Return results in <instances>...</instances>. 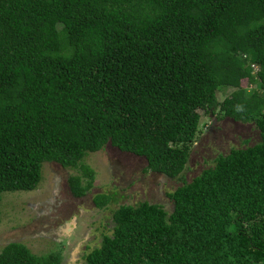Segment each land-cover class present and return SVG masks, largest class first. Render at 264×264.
<instances>
[{
    "label": "trees",
    "instance_id": "1",
    "mask_svg": "<svg viewBox=\"0 0 264 264\" xmlns=\"http://www.w3.org/2000/svg\"><path fill=\"white\" fill-rule=\"evenodd\" d=\"M221 87L233 91L219 102ZM199 111L252 123L260 141L184 181L170 213L119 205L85 264H264V0H0V204L51 162L79 170L68 184L84 197L95 172L82 161L108 144L178 178ZM62 261L18 242L0 252Z\"/></svg>",
    "mask_w": 264,
    "mask_h": 264
},
{
    "label": "rangeland",
    "instance_id": "2",
    "mask_svg": "<svg viewBox=\"0 0 264 264\" xmlns=\"http://www.w3.org/2000/svg\"><path fill=\"white\" fill-rule=\"evenodd\" d=\"M232 91L221 87L217 92L219 102ZM199 113V132L189 160L182 175L175 179L150 171L144 157L108 144L82 161L94 170V184L84 197L77 198L68 182L79 170L44 163L37 189L3 193L0 252L7 244L18 242L37 255L62 250V264H85L86 255L100 246L104 235L112 233L113 211L119 205L150 202L162 205L170 213L174 203L168 194L184 181L190 182L212 167L220 154L260 141L259 130L252 123L218 118L205 111ZM98 194H108L114 201L107 208H98L94 203Z\"/></svg>",
    "mask_w": 264,
    "mask_h": 264
},
{
    "label": "built area",
    "instance_id": "3",
    "mask_svg": "<svg viewBox=\"0 0 264 264\" xmlns=\"http://www.w3.org/2000/svg\"><path fill=\"white\" fill-rule=\"evenodd\" d=\"M252 68H253V71H254V73L257 71V67L256 66H254V65H252Z\"/></svg>",
    "mask_w": 264,
    "mask_h": 264
}]
</instances>
